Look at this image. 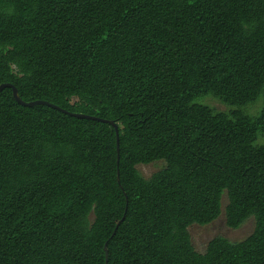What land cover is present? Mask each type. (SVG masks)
I'll list each match as a JSON object with an SVG mask.
<instances>
[{
	"label": "trees",
	"instance_id": "trees-1",
	"mask_svg": "<svg viewBox=\"0 0 264 264\" xmlns=\"http://www.w3.org/2000/svg\"><path fill=\"white\" fill-rule=\"evenodd\" d=\"M4 84L0 264H264V0H0Z\"/></svg>",
	"mask_w": 264,
	"mask_h": 264
},
{
	"label": "rangeland",
	"instance_id": "rangeland-1",
	"mask_svg": "<svg viewBox=\"0 0 264 264\" xmlns=\"http://www.w3.org/2000/svg\"><path fill=\"white\" fill-rule=\"evenodd\" d=\"M215 99H212L210 97H204L200 99L198 102L203 105L210 106L212 108H216L220 111H225L227 107L225 108L222 104L216 102L217 100L213 101ZM206 102L208 104H206ZM262 107V102L261 100L259 101ZM210 104V105H209ZM214 106V107H213ZM259 109L258 106L253 108L254 112H257ZM261 109V108H260ZM260 110H258L259 112ZM251 113V112H249ZM255 114V113H252ZM257 114V113H256ZM257 145H262L264 144V138L259 139V141L256 143ZM165 167L164 162H157L153 163L151 165H142L139 166L138 169L142 173V175L145 178H150L154 173L160 171ZM227 202L226 195L224 196L223 199V208L225 207V204ZM255 228V220L253 218H250L240 229L238 230H233L227 227L226 225V219L224 214L213 222L210 225L207 226H199V225H193L189 228V232L191 235L192 243L194 247L197 249L199 252H204L206 250L207 244L210 240L217 236H222L230 241L237 242L244 240L247 238L254 230Z\"/></svg>",
	"mask_w": 264,
	"mask_h": 264
},
{
	"label": "water",
	"instance_id": "water-1",
	"mask_svg": "<svg viewBox=\"0 0 264 264\" xmlns=\"http://www.w3.org/2000/svg\"><path fill=\"white\" fill-rule=\"evenodd\" d=\"M4 88H12V90H13V96H14L15 100L20 105H22L24 107L32 108V107H35V106H38V105H45V106H50V107H52L54 109H57V110H61L60 108H58V107H56L54 105H51V104H49L47 102L36 101V102L26 103V102L22 101V99L20 98L19 93H18V90L14 86L9 85V84L1 85L0 86V93L2 92V90ZM63 112H65V111H63ZM70 115L75 116L77 118H84V119H89V120H97V121H101V122H104V123H108V124L114 126V128L116 130V133H117L118 141H119V130H118V126L114 122L107 121V120H102V119H99V118H96V117H91V116H88V115H81V114H70ZM106 253H107V248H106Z\"/></svg>",
	"mask_w": 264,
	"mask_h": 264
}]
</instances>
